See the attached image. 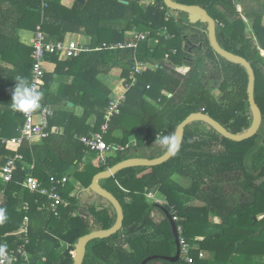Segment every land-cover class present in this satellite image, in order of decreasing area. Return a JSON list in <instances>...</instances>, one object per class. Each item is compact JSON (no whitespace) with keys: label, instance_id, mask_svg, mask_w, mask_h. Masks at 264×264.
Wrapping results in <instances>:
<instances>
[{"label":"trees","instance_id":"trees-1","mask_svg":"<svg viewBox=\"0 0 264 264\" xmlns=\"http://www.w3.org/2000/svg\"><path fill=\"white\" fill-rule=\"evenodd\" d=\"M140 1H75L66 8L60 0H47L44 32L54 40H61L68 31L86 34L91 37V50L64 60L56 54L47 56L56 62L55 71L66 68L72 76L55 94L46 84L40 90L42 103L53 109L49 128L60 125L62 132H51L32 144L25 141L16 150L0 142V167L15 151L23 155L11 181L0 183L5 210L0 216V251L18 242L19 236L12 233L23 225L24 216L28 217L27 248L34 264H72L71 251L81 236L97 227H111L113 218L106 210H93L88 218L72 194L77 184L88 187L97 172L126 157L118 151L102 164L79 140L81 135L100 131L111 99L110 88L98 75L120 68L126 84L136 62L148 65L135 74L136 82L126 91L120 113L111 119L104 135L108 144L123 146L131 138L136 148L158 143V154L147 155L157 157L166 151L159 139L173 137L178 124L193 112L209 115L234 134L250 127L245 68L214 52L206 24L190 23L185 12L170 10L163 0ZM175 1L204 7L216 21L219 45L250 62L255 101L262 115L260 127L250 138L233 141L205 122L194 121L185 126L182 143L168 160L155 166H129L107 178L103 187L121 203L123 226L109 237L88 241L82 264H139L150 255L175 253L164 212L154 207L146 213L156 203L146 198L151 192L164 196L159 204L171 214L176 212L175 222L183 227L185 239L208 251L214 264H264V214L257 218L264 213V12L241 13L235 0ZM40 7L41 0H0V138L19 135L24 121V113L10 105L15 79L31 82L33 49L21 43L18 32L35 30L41 20ZM164 28L167 34L157 35ZM131 31L149 35L136 48L103 46L131 41ZM182 65L189 67L186 73L176 70ZM211 81L220 82L219 96L211 92ZM67 100L82 107L80 116L70 110ZM117 130L120 135L114 134ZM28 173L43 186H49L51 175L68 177L60 192L69 205L60 209L59 216L47 209L45 197L28 190ZM175 175L186 179L188 186H182ZM209 213L219 216L221 223L208 222ZM197 253L198 248L192 250L195 264H201ZM146 264H183V260L154 259Z\"/></svg>","mask_w":264,"mask_h":264},{"label":"built area","instance_id":"built-area-1","mask_svg":"<svg viewBox=\"0 0 264 264\" xmlns=\"http://www.w3.org/2000/svg\"><path fill=\"white\" fill-rule=\"evenodd\" d=\"M47 7V0H41V20L37 24L32 38V54L33 64L31 68V82L30 86L35 87L38 91L41 90L44 84L45 67L44 63L50 54H56L58 58H70L76 57L82 52L91 50L90 47L78 44L74 41H48L46 34L42 28L44 10ZM159 34H167V30L164 28ZM149 33H139L133 31L131 33L132 40L129 42H120L117 44H103L104 47L113 48H136L138 41L144 39ZM153 42L156 44L157 39L153 37ZM98 47L96 49H100ZM168 55H166L167 57ZM144 63L136 62L134 72L131 75L130 82L124 84L123 90L120 94L111 97L108 106L104 114V122L101 125L100 131H91L88 134L81 135L79 137L80 142L85 146L87 151L94 152L102 164H105L107 158L114 155L118 151L125 152L130 147H135L134 140L131 143H127L123 146L115 143L108 144L104 135L108 130L111 119L120 113V108L125 100L126 91L132 87L136 82V75L139 74V65ZM177 69V67H176ZM163 93H165L163 91ZM171 96V94H168ZM43 100L40 103V107L29 113H24V121L20 127L19 135L11 136L10 138L1 137L0 142L10 148L17 149L23 142L29 144L38 142L46 138L50 133L49 117L52 114V107L48 104H43ZM23 159V155L15 151L12 155L6 158L5 163L0 167V181L2 184H7L12 179V174L17 168V163ZM68 177L66 175H51L49 177V186H43L37 180L36 177L30 173L25 176V185L30 192L38 193L45 197L48 201L47 209L54 215H60V209L69 205V201L64 198L60 192V188H63L67 182ZM122 188V187H121ZM125 190L124 188H122ZM126 191V190H125ZM148 193L147 196H151ZM4 191L0 198V216L4 214L3 208ZM27 208V206H25ZM172 218L174 221L178 219L175 211L172 212ZM178 240L180 245L179 259L183 260V264H195V256L192 254V245L183 236V227L177 225ZM19 236L18 242L15 246L9 249H3L0 251V264H34L33 258L28 251V244L30 243L29 231H28V217L24 216L23 225L14 232ZM71 253H73L71 251ZM204 254L202 252L197 253L198 258H202Z\"/></svg>","mask_w":264,"mask_h":264},{"label":"water","instance_id":"water-1","mask_svg":"<svg viewBox=\"0 0 264 264\" xmlns=\"http://www.w3.org/2000/svg\"><path fill=\"white\" fill-rule=\"evenodd\" d=\"M81 4H84V0H77ZM164 4L172 11L177 12H185L188 17V21L192 24L200 22L206 24L207 27V38L211 48L214 50L216 54L219 56L233 62L242 65L248 75V83H247V95H248V103L250 110L252 111V123L248 129L241 133L234 134L226 127H224L221 123L213 119L207 114L200 113V112H193L189 114L185 119H183L178 126L176 127L174 136L178 140V148L174 149L172 152H168L167 149L161 155L154 157V158H127L113 166L107 167L104 170L97 172L88 187H84L82 191L91 192L95 195H98L104 199H106L110 205L113 207L115 214H116V222L109 228L100 229V230H92L89 233L81 236L78 241L74 244L73 253V261L72 264H82L85 254H86V247L88 241L96 238H106L111 236L112 234L118 232L123 226V219H124V212L119 200L107 189H105L102 185L98 182L100 180H106L107 178L114 176L118 171L123 168L129 166H155L158 164L163 163L164 161L168 160L177 150L179 149L183 135H184V128L187 124L194 122V121H202L212 127L216 132L222 135L225 138H228L233 141H241L253 136L259 129L262 115L261 111L255 101L254 96V88H255V73L253 67L251 66L250 62L247 61L240 55H237L233 52H230L219 45L216 39V21L215 19L207 12V10L200 6V5H188L179 3L175 0H163ZM42 100H44L42 98ZM72 105L71 103H69ZM154 207L159 208L162 210L169 221L171 232L173 236V240L176 246V251L173 255H150L144 258L139 264H146L150 260L154 259H162L168 261L170 263H175L179 260V252H180V245L178 240V232H177V224L173 220L170 211L165 208L163 205L159 203H152L147 209L146 213L150 212ZM264 213H260L257 215V218L263 216Z\"/></svg>","mask_w":264,"mask_h":264},{"label":"crops","instance_id":"crops-1","mask_svg":"<svg viewBox=\"0 0 264 264\" xmlns=\"http://www.w3.org/2000/svg\"><path fill=\"white\" fill-rule=\"evenodd\" d=\"M60 1H61L62 5L65 6L66 8H71L73 3L77 0H60ZM235 1L237 2L236 5H237V7L241 13H249V12H262L263 13L264 12V0H235ZM85 2H86V0H84V3ZM140 2L143 3V0H141ZM78 3H80V2H78ZM145 3H149V2H145ZM261 24L264 26V15H262V18H261ZM33 32H34V29H31V28L20 29L18 34H19L21 43L26 45V46H30L32 48L31 43H32V38H33ZM131 33H132V31L128 34L131 35ZM46 37H47L48 41H52V42L74 41V42H77L78 44L85 45L88 47H90V45H91V37L86 35V34L80 33V32L68 31V32L63 34L61 40L51 39L49 34H46ZM58 59L64 60L63 58H58ZM44 67H45L44 84L48 85L49 91L51 93L55 94L61 84L69 83V81L72 78L71 75L66 74V72H65L66 68L60 67L58 69V71H55L56 62L51 58H48V57L46 58L45 63H44ZM147 68H148L147 64H140L139 65L140 73L144 72ZM181 68L184 69V72H181V70H180ZM115 69L111 70L108 74L98 75V80L100 82H102L103 84H105L106 86H108V88H110L111 97L120 94L122 92L123 86H124V83L122 81L121 82L116 81L117 79L115 78L116 77V73L114 71ZM188 69H189L188 66L182 65V66H177L176 70L181 72V73H186L188 71ZM118 70H119L118 71V76H119L120 75V69L118 68ZM69 103H71L72 105H70ZM48 105H50V104H48ZM67 105L70 107V110H72L75 113V115L80 116V114L82 112V107L80 105H74L73 102L68 101V100H67ZM59 106L64 107V103H61ZM52 111H53V109H52ZM3 125L6 126L7 124L5 123ZM51 132L61 133L62 127L60 125H53L50 128V133ZM116 135H120V132H119V134H116ZM133 139L134 138H131L128 141V143H131L133 141ZM163 148H164V146H163ZM123 155L126 156L124 159H127V158H149L147 155L139 154L138 149L136 147H130L127 151H125L123 153ZM114 156L115 155H113L112 157H114ZM32 167H33V164H30V168H32ZM174 178L182 186H184L183 181H185V180L182 177H180L179 175H175ZM104 181L105 180H100L98 183L103 186ZM79 186H80L79 184L76 185V189H74L72 191V194L78 198L79 207H80L79 209L81 210V212L86 217L91 218V216H92L91 213L93 210L99 211V210L104 209V210H106L109 218L110 219L113 218V221L111 224V226H112L116 222V214H115L113 207L110 205V203L106 199H104L98 195H95L91 192L82 191L83 187H79ZM184 187H187V186H184ZM1 194H2V189L0 188V196H1ZM151 194H152V192H151ZM146 198H147V200H149V199L155 200L157 203L164 201V196H161L157 192L153 193L149 197L146 196ZM153 214H154V212H153ZM208 222H210L211 224H220L221 218L219 216L213 214V213H209ZM100 229H103V228L97 227L93 230H100ZM12 234L15 235L14 232ZM192 248H193V250L198 248V252H202L204 254V256L202 258H198L199 262H202L201 264H214L213 263L214 259L212 258V255L208 251L199 249V247L197 245H193Z\"/></svg>","mask_w":264,"mask_h":264},{"label":"clouds","instance_id":"clouds-1","mask_svg":"<svg viewBox=\"0 0 264 264\" xmlns=\"http://www.w3.org/2000/svg\"><path fill=\"white\" fill-rule=\"evenodd\" d=\"M16 84L12 89L11 108L23 113H29L40 107L42 94L35 87L30 86L24 79H15ZM168 152L178 148V140L175 137L164 136L159 139Z\"/></svg>","mask_w":264,"mask_h":264},{"label":"rangeland","instance_id":"rangeland-1","mask_svg":"<svg viewBox=\"0 0 264 264\" xmlns=\"http://www.w3.org/2000/svg\"><path fill=\"white\" fill-rule=\"evenodd\" d=\"M151 1H153V0H143V3H145V2H151ZM174 15H176V16H179L177 13H174ZM201 26V25H200ZM199 28H201V27H199ZM120 69V68H119ZM181 70V72H184V69H180ZM115 73H116V81H119V82H121L122 80H121V77H120V75L118 76V68H116L115 70ZM210 72H213L212 70L210 71ZM209 72V73H210ZM120 73H121V69H120ZM216 77V76H215ZM214 82L216 83V84H214ZM220 82L218 81H211V83L210 84H213L212 85V87H210V90H211V92H214V94L215 95H220V93H219V89H218V84H219ZM218 95V96H219ZM249 113H250V115H252L253 116V114H252V111L250 110V108H249ZM119 132L120 131H115L114 132V134H119ZM155 147V148H154ZM160 147V145L158 144V143H155L154 144V146H148V145H142V146H140V147H137V149H138V152H139V154H143V155H157L158 153H157V151H156V148L158 149ZM161 151H162V149H160ZM156 151V152H155ZM151 153H155V154H151ZM182 180V179H181ZM185 181H183V185L184 186H188V182L186 181V179H184ZM1 182V181H0ZM185 182V183H184ZM192 200V199H191ZM156 213V212H155ZM158 214V213H157Z\"/></svg>","mask_w":264,"mask_h":264}]
</instances>
